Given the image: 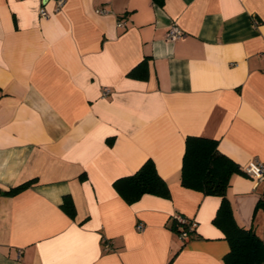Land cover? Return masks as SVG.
<instances>
[{
	"label": "crops",
	"instance_id": "1",
	"mask_svg": "<svg viewBox=\"0 0 264 264\" xmlns=\"http://www.w3.org/2000/svg\"><path fill=\"white\" fill-rule=\"evenodd\" d=\"M55 7L0 0V264H225L221 198L181 185L189 136L239 166L226 196L264 242V183L242 172L264 162V0ZM172 22L183 38H166ZM148 160L169 196L127 203L114 183ZM176 215L195 223L186 240Z\"/></svg>",
	"mask_w": 264,
	"mask_h": 264
},
{
	"label": "trees",
	"instance_id": "2",
	"mask_svg": "<svg viewBox=\"0 0 264 264\" xmlns=\"http://www.w3.org/2000/svg\"><path fill=\"white\" fill-rule=\"evenodd\" d=\"M153 1L160 6L164 4V0ZM141 65L135 67L130 75L145 77L146 73L139 71ZM238 172H240L239 166L219 152L217 140L196 136L186 138L181 167V185L202 192L204 195L221 198L214 223L223 230L230 246L229 252L224 257V263L264 264V242L253 229H245L237 224L226 196L230 179ZM31 183L12 188L7 194H17L29 187ZM114 186L127 203L138 200L143 194L168 197L170 193L167 183L158 174L152 160L145 162L135 174L117 179ZM262 205L263 203L260 202L257 207ZM61 208L71 218L75 217V205L69 195L63 197ZM172 228L179 234L182 231L175 219Z\"/></svg>",
	"mask_w": 264,
	"mask_h": 264
},
{
	"label": "built area",
	"instance_id": "3",
	"mask_svg": "<svg viewBox=\"0 0 264 264\" xmlns=\"http://www.w3.org/2000/svg\"><path fill=\"white\" fill-rule=\"evenodd\" d=\"M55 2H56L55 11L58 12L63 7L65 0H55ZM97 12L104 13V10L99 9L97 10ZM41 15L44 18H47L49 16L45 8L41 9ZM118 26L123 27L124 23L119 21ZM184 36L185 33L180 28V26L176 22H172L169 29L167 30L166 38L169 41H176L183 38ZM242 172L246 176L256 180L257 182L264 183V162L259 160H252L242 168ZM174 219L182 228V231L180 232V238L182 240L188 239L190 237V234L195 230V223L183 215H176ZM143 228L144 225L142 223H139L137 225L138 230H142ZM112 245H113L112 242H106V241L103 244L105 249H110Z\"/></svg>",
	"mask_w": 264,
	"mask_h": 264
}]
</instances>
